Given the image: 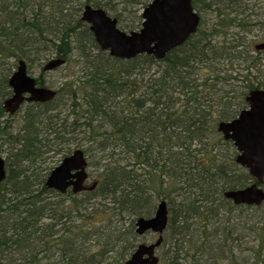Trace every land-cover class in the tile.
<instances>
[{"label": "trees", "instance_id": "16d2710c", "mask_svg": "<svg viewBox=\"0 0 264 264\" xmlns=\"http://www.w3.org/2000/svg\"><path fill=\"white\" fill-rule=\"evenodd\" d=\"M66 1L73 7L92 2L0 0V59L43 65L58 57L80 66L79 76L58 88L54 102L25 120L22 144L13 153L21 162L7 165L8 177L0 184V264H125L136 249L133 231L119 225L112 231L108 224L102 229L104 250L92 254L85 245L96 238L100 244V234L76 225L74 214L82 217L100 199L111 205L102 206L111 217L149 218L155 196L167 201L170 213L163 264H222L228 258L242 264L236 249L245 230L255 236L248 243L259 242L258 249L248 248L255 260L246 264H264V215L259 222L238 220L233 214L242 207L223 195L252 178L236 164V152L221 154L223 146L233 145L218 124L238 115L249 92L264 88L256 75L262 60L244 47L240 33L229 32L241 29V11L235 17L221 13V22L200 28L164 60L142 55L124 61L98 47L80 15L66 12ZM65 97L71 107L62 117L59 101ZM77 131L88 136L89 167L102 171L97 170V188L74 198L67 211L65 203L47 201L57 193L35 168L39 158L63 151L55 147L75 141Z\"/></svg>", "mask_w": 264, "mask_h": 264}, {"label": "water", "instance_id": "95a60500", "mask_svg": "<svg viewBox=\"0 0 264 264\" xmlns=\"http://www.w3.org/2000/svg\"><path fill=\"white\" fill-rule=\"evenodd\" d=\"M144 22L138 32L127 34L118 28L116 19L110 18L102 9L85 8L82 20L90 25V31L102 51L121 60H131L140 55L164 59L176 47L187 42L197 33L200 16L194 11L192 0H154L143 13ZM65 64L62 59L50 61L45 69L54 70ZM10 85L14 96L6 102V108L15 112L24 102V94L29 101L48 102L55 98L51 89L37 88L36 81L27 75L25 62L21 61L18 71L13 75ZM247 108L232 121L222 122L218 131L225 140L231 141L238 156L236 162L246 168L255 184L244 189L231 190L224 197L235 205L261 206L264 203V90L250 92L246 98ZM88 162L84 151L76 150L56 167L46 181L48 189L62 194L72 188L73 193L92 191L97 183L86 187L88 180ZM7 176L5 160L0 155V184ZM169 225V211L166 201L159 203L152 218H140L136 223V232L158 234L152 244H141L126 264H159L156 250L163 243V234Z\"/></svg>", "mask_w": 264, "mask_h": 264}, {"label": "rangeland", "instance_id": "374dc122", "mask_svg": "<svg viewBox=\"0 0 264 264\" xmlns=\"http://www.w3.org/2000/svg\"><path fill=\"white\" fill-rule=\"evenodd\" d=\"M99 2H102L104 5H107L105 7V9H107L111 15H113L114 17H119L120 18V22H119V28L124 30L125 32H132V31H138L141 27V22L142 19H139V16L142 14L143 9L146 7V5H148L149 3H151L152 0H98ZM199 1V13L202 17V24H201V28L204 29H209L211 27H213L217 21H216V15L215 13H212V9L210 6H212V0H198ZM223 1V7H225L224 12L226 14H230V17H235V15L237 14L234 11H241V7H236L234 5H242L241 4V0H237L238 2H235L237 4H234L232 7H229V1L228 0H221ZM233 1V0H232ZM227 3V4H226ZM209 6V7H208ZM239 11V12H240ZM242 18V17H241ZM230 33H240L242 35V31L238 30L237 28L235 29H231L229 30ZM264 34H260V33H252L249 36V40L252 42V45H254L255 43L258 42H262L264 41ZM224 40L222 37H219L217 41H222ZM74 58H76L75 53L73 54ZM263 57L262 60V67H261V73H257L256 75L259 77V79L263 82L264 84V54L261 55ZM67 65L73 69V71L71 72V70L67 69ZM65 67H62L60 69H58L57 71L51 73V74H47L45 76L47 83L49 82L51 85H53L54 87H56L57 89L61 87L62 84H64L67 81H72V79H74L73 75L75 74V76H79L80 73V66L79 63H77L75 61V59L71 62H69V64H67ZM35 72L36 69H35ZM70 73V75L68 76V74ZM67 98L65 97V100H60L59 104H62V110L64 112H61L62 117H64L65 115H68L70 113L69 110V104L71 103L69 101L66 100ZM68 106V107H67ZM67 107V108H66ZM245 108V105L242 107ZM61 117V118H62ZM72 117V116H71ZM72 123V118L69 121L68 124ZM68 138H72L73 136L71 135H67ZM87 134H81L79 133V131L76 132V139L75 141L71 142L70 145H61L59 147H55L56 149L61 148L63 151H60L59 153L56 151L50 152L49 154L45 155L43 158H39L38 162L36 163V170H38V172H40L41 174L48 176L49 173L60 163V161L63 159V156L70 150V152L72 153L74 150L76 149H86L88 148V141H87ZM236 152L235 148L232 146L230 148H227V146H223L221 154L223 155H231V152ZM68 154V153H67ZM228 156V157H229ZM23 167H27L26 163L22 164ZM240 168V167H239ZM243 171H245V169L241 168ZM97 168H89V174L91 177V180L89 182V185H92L93 182H95L97 180ZM242 170L237 169V175H241ZM102 171V169H101ZM98 170V172H101ZM90 196V195H89ZM78 200L83 199V197H85L84 195H79V196H74L72 193L67 194V195H59V194H51L49 198H47V201L51 202V203H59L63 202L65 203V207H68L67 211H71V209L73 208V204H74V198H76ZM154 197V196H153ZM155 207L157 208L158 204L161 202L162 198H156L155 196ZM96 203V206L94 207L95 209L93 210V207L89 208L86 211H81V215L82 217H79L76 213L74 214L75 218H74V222L76 225H81L83 227L87 226V229H91L89 231L92 232V234H100V244L96 243L97 238L96 239H92L89 243H86L85 246L88 247V250L92 253V254H100V252H102L104 250V245L103 243L105 241H103V237H104V232H102L104 227H108V224H110V228L113 231L115 228V225H119V226H124V228L126 230L129 231H133L134 234V240H131L130 238L132 237H128L127 235L125 236V238H129L130 241H132L134 243V245H136V247L143 243V242H147V243H153L156 241L157 237L153 234H146L145 236H138L135 234V223L137 219H134L135 217L129 216V215H124L123 216H114L111 217V215L106 214L103 211V205L107 204V208H109L111 205L108 204L107 201H102L100 199H95L92 203ZM85 208V207H83ZM100 210V211H97ZM96 211V212H95ZM156 211V209H155ZM155 211L153 213V215L155 214ZM56 214L58 216H60L61 214H63V209H57ZM152 215V216H153ZM238 220L241 221H245L248 220L249 217L252 219H254L255 222H259L264 215V204L261 207H253V209H247V207H242L239 208L238 210L235 211V213L233 214ZM229 217V216H228ZM86 218V219H85ZM86 220V222H85ZM103 221L106 220L104 223H98V221ZM121 221V222H120ZM42 222L44 223H50V220H43ZM84 222V223H82ZM117 222V224H116ZM120 222V223H118ZM106 225V226H105ZM69 226V223H68ZM262 226V225H261ZM260 226V227H261ZM72 227V225H71ZM86 229V228H85ZM128 231V232H129ZM248 231H241V235L243 236H247L246 238L243 239V241L241 242V246L239 249H236V254L238 257L239 262H241L242 264H246L247 261L250 260L251 258V262H253L255 260V258L253 257L254 254L253 252L248 251V248H255L258 249V246L255 245H259V242L256 241L255 243H248L251 239H255L254 235H251L249 233H247ZM92 234H89L92 235ZM87 235V234H86ZM52 250H54L52 248ZM167 250V246H162L157 254L160 258L161 263L163 264L162 261V257L164 255V253ZM262 255L261 258L262 260H264V247L262 248L261 251ZM110 255V254H109ZM229 255V252H228ZM100 257V256H99ZM130 256H128L127 258H129ZM43 258H40V260ZM54 257L52 258L50 263H53ZM111 260H109L108 262H110ZM43 262V261H42ZM47 262V261H44ZM43 262V263H44ZM222 264H230V258L224 260L222 262ZM261 264V263H260Z\"/></svg>", "mask_w": 264, "mask_h": 264}, {"label": "flooded vegetation", "instance_id": "af4514ba", "mask_svg": "<svg viewBox=\"0 0 264 264\" xmlns=\"http://www.w3.org/2000/svg\"><path fill=\"white\" fill-rule=\"evenodd\" d=\"M228 1L232 2V0H228ZM82 2H84L82 6L73 7L72 6L73 3L71 1H66L65 2L66 12L78 13L80 15V20L83 22L82 17H83L85 8L87 6H90L93 9H103L110 18L116 19L119 24L120 18L114 17L113 15H111L110 12L107 9H105L107 5H104L102 2L99 5H95L96 0H92L90 4H87L86 1H82ZM196 2H199V1L192 0V6H193L194 11L200 16V19H201L200 28H201L202 17L200 13L198 12L199 4L196 5ZM233 2H238V1L236 0ZM223 3L224 2L221 0H212L211 9H212V13H215L216 15L217 23L221 22V20L224 19L221 13H224L223 9H225L226 6L223 7ZM241 4H242L240 5L241 17H242L243 22H242V27L239 30L242 31L241 38H242L244 47L245 45H247L248 50L253 52L252 54L258 55L260 59L263 60V57L261 55L264 54V41L262 42L260 41L252 45V42L249 40V36L254 32L264 34V0H241ZM148 5H146V7ZM229 7H230V4H229ZM141 18L142 17L140 15L139 19ZM195 35L190 36L188 40L192 39ZM184 45L180 47H183ZM21 61L25 62L26 68H27V75L36 81L37 88L54 90L56 92V96H58V90H59L53 85H51L49 82L47 83L46 81L45 76L47 74H51L56 71V70L53 71V70L45 69L46 65L48 64L47 61L44 62L43 65H41L39 62L30 64L24 59H20V60H15L13 58L0 59V154L2 158L5 160L6 166L7 165L18 166L21 162L19 158H17V160H14L15 155L13 156V153L16 150L20 149V146L22 144L21 133H23L22 131L25 125L26 118L30 116L32 113L36 115L37 110L39 109L38 107H40L41 105L52 103L57 98L56 97L51 101L43 102V103L42 102H32L28 100V98L30 97L29 94H24L23 97L25 98V100L16 109L15 112H12L8 108H6V102L9 101L14 96V89L10 85V81L13 75L18 71ZM35 69L37 72H35ZM260 89H264V88H260ZM60 106L62 108V104H60ZM57 111H52V113H57ZM63 145H66V144H63ZM70 155L71 154L66 153L63 156L62 160L69 157ZM9 162L10 163L13 162V164H10ZM88 184H89V181L86 183V185Z\"/></svg>", "mask_w": 264, "mask_h": 264}]
</instances>
